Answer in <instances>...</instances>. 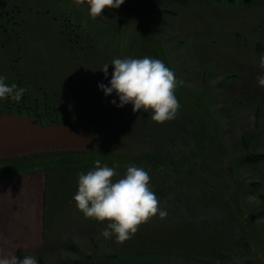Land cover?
Masks as SVG:
<instances>
[{"label":"rangeland","instance_id":"rangeland-1","mask_svg":"<svg viewBox=\"0 0 264 264\" xmlns=\"http://www.w3.org/2000/svg\"><path fill=\"white\" fill-rule=\"evenodd\" d=\"M0 11L9 14L0 16V45L18 50L91 123L68 134L79 158L116 164L122 176L129 164L145 169L168 213L124 243L113 237L110 259L97 249L106 222L77 209L59 216L51 233L92 232L91 255L54 264H264V158H253L264 153V87L256 80L264 74V0H125L97 19L76 0H0ZM59 14L77 27L52 19ZM129 56L162 60L184 82L175 90L177 118L158 124L132 104L113 105L116 93L98 87L110 86L114 71L109 64L105 79L102 66ZM69 172L54 180L67 183Z\"/></svg>","mask_w":264,"mask_h":264},{"label":"crops","instance_id":"crops-1","mask_svg":"<svg viewBox=\"0 0 264 264\" xmlns=\"http://www.w3.org/2000/svg\"><path fill=\"white\" fill-rule=\"evenodd\" d=\"M74 128L67 124L40 125L24 116L0 114V251L21 259L33 255L38 264H54L61 256L91 255L88 242L92 232L78 235L68 226L51 233L53 222L57 225L77 209L72 197L77 191L78 173L94 168L90 157L79 158L82 154L75 151L73 142L70 144L68 134ZM62 142L64 146H60ZM112 167L120 174L114 179L122 177V167ZM62 170L70 171L64 184L54 180ZM96 237L99 254L115 258V238V242L108 241L100 229Z\"/></svg>","mask_w":264,"mask_h":264},{"label":"clouds","instance_id":"clouds-1","mask_svg":"<svg viewBox=\"0 0 264 264\" xmlns=\"http://www.w3.org/2000/svg\"><path fill=\"white\" fill-rule=\"evenodd\" d=\"M78 4L86 3L89 16L97 19L105 9H118L125 0H76ZM114 68L109 85L100 83L98 87L106 96L116 93L119 104L113 99L111 103L119 108L132 104V111L150 113L152 121L163 124L177 118L181 105L175 90L183 81H178L172 69L162 60L149 56L143 58H114L105 63L100 71L108 78V67ZM259 68L264 71V55L259 59ZM6 77L0 76V100L19 102L26 89L17 84H7ZM258 86L264 87V74L256 77ZM120 176L116 168L102 164L99 159L94 168L78 173L77 191L72 197L76 208L85 219L107 222L101 231L105 239L115 237L116 242L124 243L133 238L140 226L155 217L163 220L166 210L150 187L149 172L134 164L126 166ZM0 264H38L33 255L22 259L12 252L0 251Z\"/></svg>","mask_w":264,"mask_h":264},{"label":"trees","instance_id":"trees-1","mask_svg":"<svg viewBox=\"0 0 264 264\" xmlns=\"http://www.w3.org/2000/svg\"><path fill=\"white\" fill-rule=\"evenodd\" d=\"M44 14H50V12L46 10ZM6 15H9L8 12L0 11V16ZM52 19L62 22L67 28L77 27L74 20L65 14L53 16ZM17 52L18 50L12 51L10 47L0 45V76L7 78V84L15 83L18 87L25 88L26 91L19 102L11 98L0 100V114L15 112L28 115L41 125L67 124L71 127H88V123L91 126L88 119H83L73 104L65 103L57 96L40 70L28 64L22 55H14ZM247 157L249 156L244 158ZM254 157L262 159L264 153L255 154ZM152 159H155L154 156L150 158ZM159 190L162 189L159 188Z\"/></svg>","mask_w":264,"mask_h":264}]
</instances>
